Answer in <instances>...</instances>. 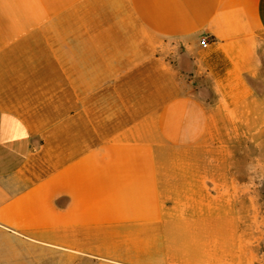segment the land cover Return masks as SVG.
<instances>
[{"label":"crops","instance_id":"1","mask_svg":"<svg viewBox=\"0 0 264 264\" xmlns=\"http://www.w3.org/2000/svg\"><path fill=\"white\" fill-rule=\"evenodd\" d=\"M5 97L0 264H249L163 175L171 149L194 180L264 160V0H0Z\"/></svg>","mask_w":264,"mask_h":264},{"label":"rangeland","instance_id":"2","mask_svg":"<svg viewBox=\"0 0 264 264\" xmlns=\"http://www.w3.org/2000/svg\"><path fill=\"white\" fill-rule=\"evenodd\" d=\"M17 102L18 100L14 97L0 98V106H17ZM34 102L39 104L40 100H34ZM35 117L37 118L36 123L45 124L54 120L58 121L65 116L38 115ZM111 118L117 117L111 116ZM122 123L119 120L117 122L119 125ZM86 124H88L87 121H85ZM260 151L258 147H250V157L247 165L249 177L246 179L233 177L218 178L216 180L207 178L194 180L185 178L184 173L179 174L176 169V156L178 154L176 149H171L169 152V161L172 162V165L171 163L168 165L169 168L165 170L163 175L164 184H167L172 192L173 202H178V197L180 203L184 200L192 202L193 196L184 194L188 189L199 193L194 198L200 199V202L194 205L191 203L181 204L179 212L175 211V216L178 214L179 217H184L185 213V217L189 219L210 218L216 224V227H212V229L217 230V232L223 229L238 237L241 235L248 236L249 264H264V160H262ZM241 159L238 155L237 162L240 163ZM232 165L236 166L235 162ZM186 169L191 171V164H188ZM215 185L216 188L220 189V193L212 196L207 190ZM201 202L206 203V207H200ZM184 208H186L185 212ZM204 209L206 210L204 211ZM222 225L226 226L222 227ZM188 229L196 230L198 227H189Z\"/></svg>","mask_w":264,"mask_h":264},{"label":"built area","instance_id":"3","mask_svg":"<svg viewBox=\"0 0 264 264\" xmlns=\"http://www.w3.org/2000/svg\"><path fill=\"white\" fill-rule=\"evenodd\" d=\"M200 44L202 46H206L208 44V37L207 36H204L200 39Z\"/></svg>","mask_w":264,"mask_h":264}]
</instances>
